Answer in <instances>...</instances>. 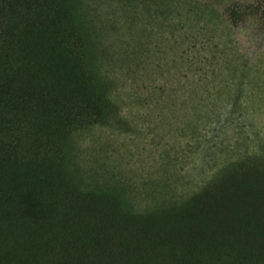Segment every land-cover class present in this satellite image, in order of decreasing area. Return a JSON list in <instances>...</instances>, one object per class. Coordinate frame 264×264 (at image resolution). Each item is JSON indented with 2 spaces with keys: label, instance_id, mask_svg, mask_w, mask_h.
I'll use <instances>...</instances> for the list:
<instances>
[{
  "label": "trees",
  "instance_id": "obj_1",
  "mask_svg": "<svg viewBox=\"0 0 264 264\" xmlns=\"http://www.w3.org/2000/svg\"><path fill=\"white\" fill-rule=\"evenodd\" d=\"M72 10L0 0V264H264V131L241 96L246 67L201 147L204 175H166L129 211L64 164L58 135L94 107ZM227 11L264 29V0Z\"/></svg>",
  "mask_w": 264,
  "mask_h": 264
},
{
  "label": "rangeland",
  "instance_id": "obj_2",
  "mask_svg": "<svg viewBox=\"0 0 264 264\" xmlns=\"http://www.w3.org/2000/svg\"><path fill=\"white\" fill-rule=\"evenodd\" d=\"M252 1L70 0L94 104L58 135L72 181L108 189L129 211L160 195L152 188L166 175L177 183L185 172L192 185L244 67L241 96L264 131V29L257 13L233 21L227 11Z\"/></svg>",
  "mask_w": 264,
  "mask_h": 264
}]
</instances>
